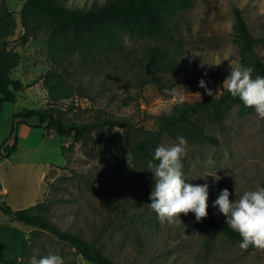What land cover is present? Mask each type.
I'll use <instances>...</instances> for the list:
<instances>
[{"label": "rangeland", "instance_id": "obj_1", "mask_svg": "<svg viewBox=\"0 0 264 264\" xmlns=\"http://www.w3.org/2000/svg\"><path fill=\"white\" fill-rule=\"evenodd\" d=\"M107 1L62 3L82 9ZM24 2L5 0L17 22L9 49L20 56L10 76L25 89L3 105L0 115L1 153L17 146L9 159H0V204L19 210L46 203L50 220L63 231L97 241L115 264H264V252H248L202 221L209 212L264 240V76L254 81L261 98L257 111L236 107L222 124L204 121L217 145L163 137L180 176L164 192L124 151L125 128H116L112 138L95 136L71 148L72 135L60 137L37 128V118L24 119L28 112L48 108L42 77L52 67L47 36L21 43ZM235 7L243 11L253 36L264 37V0H192L158 38L122 32L110 43L74 55L70 81L90 99L65 101L64 110L75 104L66 118L86 122L103 109L156 130L155 118L177 104L218 96L237 84L241 59ZM154 46L165 49L168 58L159 69L148 70ZM255 53L264 62V43ZM12 125L16 129L10 134ZM10 219L0 213V264H91L50 233L8 224ZM11 255L19 256L17 261Z\"/></svg>", "mask_w": 264, "mask_h": 264}, {"label": "trees", "instance_id": "obj_2", "mask_svg": "<svg viewBox=\"0 0 264 264\" xmlns=\"http://www.w3.org/2000/svg\"><path fill=\"white\" fill-rule=\"evenodd\" d=\"M64 0H25L20 12L24 34L22 45L40 34L48 38V56L52 67L42 77L43 89L48 93V108L28 112L25 120L37 118V128L55 131L60 137L73 136L71 148L93 139L113 137L116 128H125L124 151L129 153L145 178L157 180L164 192L172 189L173 181L180 176L174 161L163 145V137L184 140L190 143L207 142L217 145L218 139L206 133L204 121L222 124L236 107L243 112L259 109L261 98L254 87V81L264 76V62L258 59L255 48L264 43V37L256 38L243 15L234 8L235 43L239 47L241 63L237 76L240 81L224 88L218 96H207L193 103L181 102L168 113L155 118L157 129L137 127L130 121L116 118L103 109L93 112L91 120L78 122L68 120L66 114L75 110L72 102L67 110L65 101L78 96L90 99L86 90L70 81L71 58L84 51H93L102 44L110 43L119 33L147 34L158 38L167 29L169 19L187 10L192 0H108L104 5L94 4L89 8H71ZM17 22L13 12L0 2V115L6 103H13L16 94L25 87L11 78V72L20 63V56L9 49V39L14 36ZM168 58L165 49L158 46L149 50L147 69H159ZM26 123V122H24ZM12 125L11 133L15 130ZM8 140V138L6 139ZM17 151L16 143L0 159H9ZM264 194V183L261 186ZM50 208L46 203H38L27 209L13 210L0 204V213L13 221L50 233L58 241L68 244L77 254L91 264H115L98 245L79 235L63 231L47 216ZM202 221L216 232L241 244L248 252H264V240L250 236L247 232L219 221L206 212ZM27 242H23L21 255L26 254ZM17 261V258L13 260Z\"/></svg>", "mask_w": 264, "mask_h": 264}, {"label": "crops", "instance_id": "obj_3", "mask_svg": "<svg viewBox=\"0 0 264 264\" xmlns=\"http://www.w3.org/2000/svg\"><path fill=\"white\" fill-rule=\"evenodd\" d=\"M15 223H16V222H13V221L10 219L8 224L15 225ZM2 230H4V229H0V231H2ZM5 230H6V229H5ZM13 257H15V256H14V255H11V256H10V258H12V260H13ZM17 257H19V256H16L15 258H17ZM10 264H12V263H10Z\"/></svg>", "mask_w": 264, "mask_h": 264}]
</instances>
